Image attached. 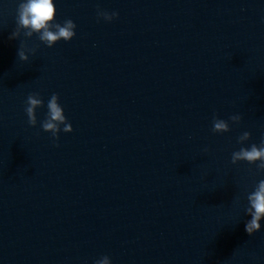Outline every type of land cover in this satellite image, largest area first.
<instances>
[{
    "label": "clouds",
    "instance_id": "1",
    "mask_svg": "<svg viewBox=\"0 0 264 264\" xmlns=\"http://www.w3.org/2000/svg\"><path fill=\"white\" fill-rule=\"evenodd\" d=\"M119 17V13L113 11L111 13L97 9V19L111 22ZM76 24L72 19H66L63 23L56 21V7L54 0H21L17 7L16 28L10 35L9 39H18L21 33L27 38H31L34 34L47 47H53L60 40L71 41L76 36ZM35 54V49L27 48L26 44L21 42L18 49V58L21 61H29L28 53ZM43 100L39 93H31L28 95L25 106V113L28 117L30 126L37 125L36 109L43 106ZM46 118L41 122V128L45 132L52 134L54 141L59 140V133H71L73 131L72 124L67 120L64 109L59 103V95L53 93L47 103ZM229 120L234 124H239L242 116L239 114L231 115ZM63 126V127H61ZM231 130L228 121L220 119L217 116L212 120V131L214 133H225ZM251 137L248 131L243 132L238 137V142L243 144ZM55 146L59 147L58 144ZM208 149L205 148L204 152ZM245 161L248 164H255L257 169L264 172V139L256 145L251 144L250 147H241L238 151H234L231 156V163L236 164ZM259 162V163H257ZM248 206L245 212L251 219L245 223V231L249 236L260 231L261 220L264 219V179L258 181L254 191L247 195ZM94 264H111L108 256H103L96 260Z\"/></svg>",
    "mask_w": 264,
    "mask_h": 264
}]
</instances>
